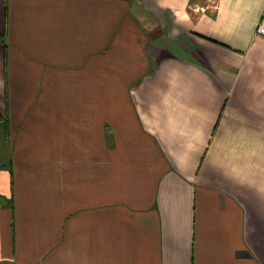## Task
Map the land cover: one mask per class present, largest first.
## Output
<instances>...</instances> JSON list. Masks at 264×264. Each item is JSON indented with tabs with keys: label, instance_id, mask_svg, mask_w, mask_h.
<instances>
[{
	"label": "crops",
	"instance_id": "obj_1",
	"mask_svg": "<svg viewBox=\"0 0 264 264\" xmlns=\"http://www.w3.org/2000/svg\"><path fill=\"white\" fill-rule=\"evenodd\" d=\"M263 19L0 0V264H264Z\"/></svg>",
	"mask_w": 264,
	"mask_h": 264
},
{
	"label": "trees",
	"instance_id": "obj_2",
	"mask_svg": "<svg viewBox=\"0 0 264 264\" xmlns=\"http://www.w3.org/2000/svg\"><path fill=\"white\" fill-rule=\"evenodd\" d=\"M6 43V41H5ZM7 45V43H6ZM0 128L4 130L6 137L9 138L10 136V121L7 116H4L0 112ZM2 203L5 207L7 208H13V199L7 200V199H2Z\"/></svg>",
	"mask_w": 264,
	"mask_h": 264
},
{
	"label": "built area",
	"instance_id": "obj_3",
	"mask_svg": "<svg viewBox=\"0 0 264 264\" xmlns=\"http://www.w3.org/2000/svg\"><path fill=\"white\" fill-rule=\"evenodd\" d=\"M259 32H260L261 34H264V19L262 20V22H261V24H260Z\"/></svg>",
	"mask_w": 264,
	"mask_h": 264
}]
</instances>
